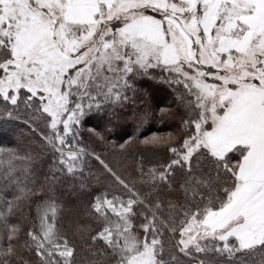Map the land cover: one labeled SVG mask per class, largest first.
Returning a JSON list of instances; mask_svg holds the SVG:
<instances>
[{
	"label": "snow or ice",
	"instance_id": "1",
	"mask_svg": "<svg viewBox=\"0 0 264 264\" xmlns=\"http://www.w3.org/2000/svg\"><path fill=\"white\" fill-rule=\"evenodd\" d=\"M0 264H264V0H0Z\"/></svg>",
	"mask_w": 264,
	"mask_h": 264
},
{
	"label": "trees",
	"instance_id": "2",
	"mask_svg": "<svg viewBox=\"0 0 264 264\" xmlns=\"http://www.w3.org/2000/svg\"><path fill=\"white\" fill-rule=\"evenodd\" d=\"M141 87L144 89H148L151 92H153L154 96H155V100L157 102H159L160 107H162V108L166 107L167 104L171 100V97L168 94V90H166V88L164 86H161L159 84H154L152 82H147V83L142 84ZM137 106H139V104H137ZM96 123H98V122L94 120L92 122V124L89 125V127H95ZM167 123H170V121ZM125 127L127 128V130L129 132L135 131V129L131 126L130 121L125 125ZM146 127H150L152 132H159V133H164V132H167L169 130V128L165 126V122H161L159 120H154V121L148 122V124H146ZM79 243L86 250L87 243H88L87 237H85L83 240H80ZM85 254H86V251H85Z\"/></svg>",
	"mask_w": 264,
	"mask_h": 264
}]
</instances>
